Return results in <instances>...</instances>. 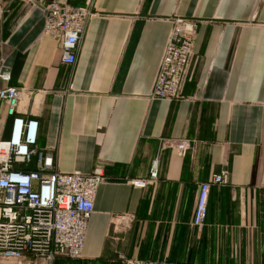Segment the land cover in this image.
<instances>
[{
	"label": "crops",
	"instance_id": "crops-1",
	"mask_svg": "<svg viewBox=\"0 0 264 264\" xmlns=\"http://www.w3.org/2000/svg\"><path fill=\"white\" fill-rule=\"evenodd\" d=\"M51 0H0V90L23 88L17 114L38 123L55 169L100 163L82 256L53 264H264V0H55L88 6L73 65L43 34ZM195 21L194 61L179 100L150 97L178 20ZM13 116L0 99V141ZM160 138L185 139L183 155ZM156 161L157 178L145 188ZM33 168V164L29 166ZM211 184L201 227L200 183ZM132 218L118 232L119 216Z\"/></svg>",
	"mask_w": 264,
	"mask_h": 264
},
{
	"label": "built area",
	"instance_id": "built-area-1",
	"mask_svg": "<svg viewBox=\"0 0 264 264\" xmlns=\"http://www.w3.org/2000/svg\"><path fill=\"white\" fill-rule=\"evenodd\" d=\"M92 15L88 6H71L51 0L46 5L43 34L59 44L60 60L73 65L87 21ZM195 21L178 20L160 58L150 97L179 100L190 78L194 61ZM7 82V72H0ZM23 88L6 87L0 99L13 116L10 132L0 141V264H53L57 258L79 259L85 242L88 220L98 186L106 179L103 167L96 163L88 174L65 173L55 169L50 151L36 147L38 123L17 114ZM185 154V139L160 138V148ZM33 164V168L29 166ZM157 178L156 161L147 179L130 183L145 188ZM226 171L212 174L200 183L192 223L201 227L207 212L211 184H225ZM132 218L119 216L116 230L126 231ZM122 264H152L119 256Z\"/></svg>",
	"mask_w": 264,
	"mask_h": 264
}]
</instances>
